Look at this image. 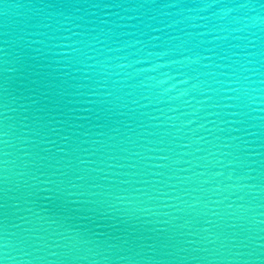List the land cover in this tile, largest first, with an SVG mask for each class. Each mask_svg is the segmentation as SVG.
<instances>
[{
    "label": "water",
    "instance_id": "water-1",
    "mask_svg": "<svg viewBox=\"0 0 264 264\" xmlns=\"http://www.w3.org/2000/svg\"><path fill=\"white\" fill-rule=\"evenodd\" d=\"M0 264H264V0H0Z\"/></svg>",
    "mask_w": 264,
    "mask_h": 264
}]
</instances>
